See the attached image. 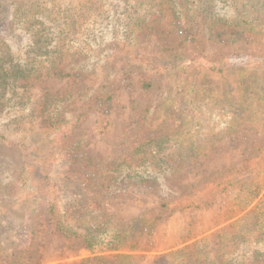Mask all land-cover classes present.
<instances>
[{
    "label": "rangeland",
    "instance_id": "obj_1",
    "mask_svg": "<svg viewBox=\"0 0 264 264\" xmlns=\"http://www.w3.org/2000/svg\"><path fill=\"white\" fill-rule=\"evenodd\" d=\"M50 1L0 0V70L6 65L2 66L3 62L19 63L27 53H35L30 49L28 33L33 36L35 31L37 42L42 44L41 34L48 28L43 26V31L38 33L31 20L21 24L23 12L18 8L33 14L35 7L47 6ZM234 1H237L236 5L230 8L226 18L233 24L218 22L217 19L209 22L202 18L226 15L221 5H230ZM187 2L58 0L59 6L69 4L73 7L76 19L74 23L61 26L63 35L56 61L54 64H36L34 70L38 76L23 79L28 89L22 98L23 108L0 103V186L3 187L0 190V239L6 237L4 244L18 250L14 263L11 260L9 264L114 262L111 257L118 253L68 249L46 209V202L54 197L60 199L61 205L71 203L75 197L71 188L74 182L68 179L67 169L63 168L70 145H78V155L87 153L118 160L142 137L144 125L138 121L140 111L155 109L178 114L177 109L186 105L196 114L197 126L191 134L199 141L205 142L224 131L230 118L213 100L197 95L195 103H192L187 96L183 97L190 86L194 67L205 64L213 69L257 68L264 64V32L259 29L249 31L251 25L239 23L242 28H237V31H243V35L231 34L235 28L233 17L242 9L244 0H211L205 11L197 3L190 15L184 11L191 7ZM120 23L129 25L132 39L118 45L116 56L103 66L97 63L107 53L108 47L101 44L102 39ZM82 49H85L83 53L89 54H82ZM175 56L179 60L175 61L174 68L165 70L161 64ZM144 60L159 62L163 72L146 78L145 68L150 69V66H146L142 62ZM83 63L93 68L85 69ZM181 63L186 65L185 68H180ZM72 72L79 75L74 96L70 92L72 79L65 76ZM146 80L152 83L150 89L143 88ZM104 94L111 99L82 115L76 123L70 121L80 100ZM7 95L6 99H9ZM40 97L50 106L56 104L60 109L55 118H51L59 127L52 128L45 119L47 115L42 113L43 107L37 108L35 120L27 118V107L30 108L31 103ZM69 102H74L72 107ZM45 108L48 109V105ZM263 139L264 131L249 132L239 139H232L228 147L221 148L207 161L186 162L185 166H188L174 179L148 186L127 180L119 189L102 194L98 199L104 211L118 223L126 224L144 215H155L165 199L184 195L193 186L211 180L216 172L238 165ZM22 141L38 154L43 175L38 174L35 168L27 169L22 165ZM57 149L58 153L53 152ZM82 172L85 177V172ZM238 194L232 190L208 195L201 208L175 212L157 221L149 235H144L140 242L143 251L121 253L138 256L140 259L133 264H161L160 257L195 242L212 247L214 240L211 236L243 216L247 219L246 231L253 232L257 228L255 221L258 216L250 211L263 198L264 191L245 212L233 218L237 205L241 203ZM263 208L264 203L260 208L262 213ZM29 231H34V246L25 251L30 245V236L26 235ZM2 255L0 252V257ZM103 258L107 260H101ZM0 264L8 263L0 258Z\"/></svg>",
    "mask_w": 264,
    "mask_h": 264
},
{
    "label": "trees",
    "instance_id": "obj_2",
    "mask_svg": "<svg viewBox=\"0 0 264 264\" xmlns=\"http://www.w3.org/2000/svg\"><path fill=\"white\" fill-rule=\"evenodd\" d=\"M188 1L187 5L191 7L185 8L184 11L189 15L197 3L205 11L211 2V0ZM236 2L221 5L226 11V15L222 17L215 18L214 15H207L202 18L208 19L209 22L217 19L218 22L233 24L226 18L230 13V8L236 5ZM36 4L39 5V3ZM46 5L41 4V7H35L33 14L24 11L23 8H18L23 12L21 24L31 20L38 33L43 31V26H48V28H45V33L41 34L42 44L37 42L35 31L34 37L28 33L31 38L30 49L35 53H27V56L19 63L3 62L2 66L6 65L0 70L1 105L24 107L22 98L28 89L23 79L38 76L34 70L36 64H54L59 55L57 51L63 35L61 26L75 22V10L69 4L59 6L58 0H51ZM241 7V10L236 7L238 11L233 17L235 28L231 34L233 36L243 35V31H237L240 24L251 25L252 28L250 27L249 31L259 29L264 32V0H244ZM31 15L32 19H30ZM104 37L102 39L104 43L101 44L108 47L107 53L102 56L103 60L97 62L102 63L103 66L116 56L118 45L131 41L132 32L127 23H120ZM84 50H81L82 54L88 55L89 53H83ZM176 60H179L177 56L161 65L166 68L165 70L171 71L176 65ZM142 62L150 66V69L145 68L146 78L163 72L159 62H151L152 64L150 61ZM83 64L85 69L93 68ZM185 66L181 63L180 68H185ZM65 76L72 79L71 96L76 95L79 75L72 72ZM151 87L152 83L149 80L143 83L144 89ZM18 91L21 93H17ZM185 92L187 94L183 97L187 96L192 103H195L197 95H200L213 100L222 110L226 111L230 121H227L223 132L212 136L205 142L199 141L191 134L197 126L196 114L193 112L194 109H188L186 105L177 109L178 114L163 113L155 109L140 111L138 121L144 125V130L141 132L142 137L130 151L118 160L87 153L78 155V145L69 146L71 148L67 149L63 168L67 169L68 179L74 182L71 188L74 189L75 197L71 203L66 205H61L58 197L46 202V209L54 220L56 231L65 241L68 249L84 248L92 252L118 253L111 257L114 262L108 264H133V261L140 258L121 252L143 251L140 242L144 235H149L150 229L157 221L175 212L201 208L205 198L212 193H226L232 190L239 193L241 203L237 205L238 209L233 218L245 212L259 198L264 191V139L238 165L227 171L216 172L211 180L193 186L184 195L165 199L155 215H144L130 223L122 224L115 222L114 218L104 211L98 198L102 194L119 189L124 181L128 180L139 186H148L162 180L174 179L188 166H185L186 162L207 161L221 148L228 147L232 139H239L249 132L264 131V64L254 69H213L201 64L194 67L190 86ZM6 95L9 99H6ZM110 99V96L104 94L92 95L90 98L80 100V105L73 111L74 114L70 121L76 123L82 115L98 108ZM73 103L69 102L68 105L72 107ZM31 105L30 108L27 107V118L35 120L37 108L43 107L42 113L47 115L45 119L49 121L48 123L54 129L59 127L57 123L51 121V118H55L60 111L56 104L50 106L49 103L43 101V97H40ZM47 105L48 109L45 108ZM52 106L56 110H53ZM20 144L22 165L27 169L35 168L38 174L43 175L38 154L28 147L27 142L22 141ZM171 148H175L176 151H166ZM53 152L58 153L59 151L57 149ZM82 171L85 172V177ZM46 178L48 179V176ZM2 188L0 186V190ZM263 198L250 211L258 216L255 221L257 228L253 232L246 231L247 219L243 216L212 235L214 240L212 247L202 242H195L181 250L160 257L159 261L161 264H264V211L262 213L260 209L264 203ZM42 211L43 209L39 211V214ZM26 235L30 236L28 240L30 245L24 249L25 251L34 246L35 238L34 231L26 232ZM3 240L5 241L6 237L0 239V252L3 254L0 258L8 264L11 260L14 263L13 258L16 257L18 250L5 245ZM101 260L106 261L107 259Z\"/></svg>",
    "mask_w": 264,
    "mask_h": 264
}]
</instances>
